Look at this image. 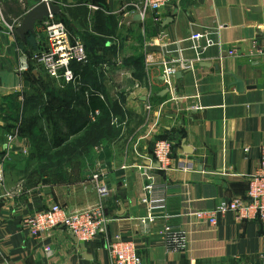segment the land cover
I'll return each instance as SVG.
<instances>
[{
	"label": "crops",
	"instance_id": "1",
	"mask_svg": "<svg viewBox=\"0 0 264 264\" xmlns=\"http://www.w3.org/2000/svg\"><path fill=\"white\" fill-rule=\"evenodd\" d=\"M131 1L56 4L70 10L71 16L65 14L70 28L82 36L95 64L89 74L79 70L75 83L56 85L80 96V104H70L65 120L53 129L64 136L59 144L72 140L67 136L73 126L95 121L89 115L100 111L87 106L91 94L107 103L117 133L88 155L47 165L39 150L46 145L56 151L53 136L31 140L20 127L31 75L54 81L29 61L36 37L33 51L0 24V264H109L101 237L81 245L57 228L38 240L20 226L26 215L51 205L78 211L98 201L109 219L107 238L132 241L142 264H263L264 226L237 221L232 213L210 225L194 214L244 196L247 177L264 171V61L252 56L254 45L264 47V0H178L144 19L125 9ZM38 2L0 0L1 14L9 23L21 22ZM23 60L25 72L20 71ZM163 60L189 65L172 79L175 102H168L159 77ZM192 106L199 109L194 112ZM17 126L19 137L5 156L7 137ZM157 140L173 146L167 172L149 168ZM95 174L97 183L92 182ZM147 176L162 188L166 201L164 212L149 224L141 222L147 207L140 203ZM98 186L106 191L103 197ZM165 226L186 232L184 251L165 250Z\"/></svg>",
	"mask_w": 264,
	"mask_h": 264
},
{
	"label": "built area",
	"instance_id": "2",
	"mask_svg": "<svg viewBox=\"0 0 264 264\" xmlns=\"http://www.w3.org/2000/svg\"><path fill=\"white\" fill-rule=\"evenodd\" d=\"M172 1L178 0H134L129 2L125 9L131 15H138L140 19H144L149 12L158 15ZM155 21H158V19L155 18ZM20 23V21L7 22L1 14L0 3V24L7 32L15 34ZM39 25H41V35L39 34L36 37L37 50L29 56V61L43 69L46 75L59 87L63 88L75 83L78 78V70H75L74 67H85L90 61L82 41L73 36L63 23L57 22L54 15H49ZM199 38V35L192 36V39L195 40ZM229 54L233 55L234 53L230 52ZM252 56L259 57L264 61V47L254 45V55ZM159 66L161 69L159 76L161 83L164 85L165 91L170 94L168 102H175L178 98L174 92L172 79L176 74L189 68V65L175 60H163L159 63ZM27 69L28 65L23 60L20 71L25 72ZM145 109L150 111L151 106L146 105ZM191 109L196 112L199 108L192 106ZM89 116L91 120H94L98 116V111L91 113ZM148 119L152 120L149 117ZM148 119L147 121L149 122ZM155 126L156 120L151 123V128H155ZM18 137L19 126L7 137V142L4 145L5 156L12 151V143ZM172 148L170 141L157 140L153 145L149 168L152 166L153 169L161 172L169 171L172 165ZM154 164H158L159 167L155 168ZM3 165V159H0V186L4 183ZM146 178L148 183L143 189L144 195L140 199V203L147 207V216L141 222L149 224L157 219L158 212H164L166 201L161 195L163 193L162 188L157 186L154 178L152 176H147ZM98 180V175L92 176L93 183H97ZM105 193V189L98 186V196L103 197ZM227 213L234 214L237 221H256L264 226L263 170L247 177V189L244 196L233 197L226 204L219 205L212 210L198 211L194 216L196 219L206 220L210 225H215L217 216ZM162 217L166 218V215L163 214ZM108 222L109 219L105 216L103 204L98 201L94 205L78 211H69L65 207L56 204L51 205L26 215L21 220L20 226L30 237L38 240H41L44 235L57 228H64L81 245L101 237L104 240L109 264H142L136 246L132 241H123L119 238L111 241L107 238L106 227ZM161 240L167 252H182L187 247V235L182 229H173L165 226ZM44 250L48 255L52 253V249L49 246H45Z\"/></svg>",
	"mask_w": 264,
	"mask_h": 264
},
{
	"label": "trees",
	"instance_id": "3",
	"mask_svg": "<svg viewBox=\"0 0 264 264\" xmlns=\"http://www.w3.org/2000/svg\"><path fill=\"white\" fill-rule=\"evenodd\" d=\"M55 4L61 2L65 3L67 0H53ZM60 7V14L58 16H55V20L57 22L63 23L68 30L72 33L73 36L79 38L82 41V36L75 32L72 28H70L69 22L67 23L65 14L71 16V12L69 9L63 8V6ZM68 21V20H67ZM35 36L33 34H30L26 38L27 46L30 47L33 51L36 49L35 44ZM17 40L22 42L18 37ZM24 43V42H23ZM83 43V42H82ZM84 45V43H83ZM85 46V45H84ZM88 57L89 56V50L85 47ZM89 64L85 67H74L75 70H83L85 73H90L89 71H92V66L95 65L93 62V58L89 59ZM32 78V92L28 95V97L24 100L23 105V115L26 116L25 120L21 122L20 127V134L22 136L27 138V135L30 130H32L29 126H27V118L28 116H31L30 119H28V122L31 124L33 122H41V121H54V127L52 129L58 128V123L65 120V113L68 111L69 105L74 104L79 105L80 104V96L78 95L79 92L72 91L71 88H69L67 91H60L57 88L53 87V91L49 92V88L46 86V94L47 98H51L53 100L54 106H50L47 100H45L42 96H39L38 92L42 90L41 86L43 84L42 77H35V75H31ZM50 80V79H48ZM51 81V80H50ZM38 91V92H37ZM56 102V103H55ZM48 103V104H47ZM87 106L92 111L99 110L100 113L98 116H96L95 121L93 123H83L81 126H77L75 128H70L69 135L67 136L72 137V140L67 142V145H63V147L60 145L62 144V138L64 136L60 135L58 131H54L53 133V139L57 142V149L54 151V153L51 156H42L44 158L45 164H51V162H59V160H63L66 157H70L71 159L76 158L77 156H83L88 155L91 151V149L99 143L102 139L106 137H110L111 134L116 132L114 127L110 125V118H109V108L107 103L100 100L98 96L90 95L88 98V104ZM70 110V108H69ZM72 111V110H71ZM33 125V124H32ZM34 130V129H33ZM35 131V130H34ZM117 133V132H116ZM66 137V138H67ZM60 143V144H59ZM56 153V154H55ZM55 154V155H54ZM45 166V165H44Z\"/></svg>",
	"mask_w": 264,
	"mask_h": 264
},
{
	"label": "water",
	"instance_id": "4",
	"mask_svg": "<svg viewBox=\"0 0 264 264\" xmlns=\"http://www.w3.org/2000/svg\"><path fill=\"white\" fill-rule=\"evenodd\" d=\"M23 1L27 4L29 0ZM60 12V7L58 5L47 1H41L25 13L19 27L16 29L18 38L22 42L26 43L27 36L30 34H34L37 24L41 23L49 15L58 16ZM136 17L139 18L138 15ZM169 21H171L170 18L162 24V27H164ZM153 166L155 168L159 167L158 164H154Z\"/></svg>",
	"mask_w": 264,
	"mask_h": 264
},
{
	"label": "rangeland",
	"instance_id": "5",
	"mask_svg": "<svg viewBox=\"0 0 264 264\" xmlns=\"http://www.w3.org/2000/svg\"><path fill=\"white\" fill-rule=\"evenodd\" d=\"M30 1H33V0H30ZM36 1H41V0H36ZM47 2H50V0H48ZM53 3V2H52ZM66 22L68 23V21L66 20ZM41 25L37 24L36 26V31H35V37H37L39 34L41 35ZM42 90H40V92H38L39 96H42L45 100H47V102L49 103L50 106H54V103H53V100L50 98H47V94H46V86L49 88V92L53 91V87L57 88L56 84H54L52 81L48 80V78L44 75L42 76ZM47 84L45 87L44 85ZM47 103V104H48ZM56 103V102H55ZM24 105V102L23 104ZM25 117L23 114H22V121L25 120ZM31 116H28V118L26 119L27 122V126H29L32 130L29 131L28 135H27V138L28 139H33V138H38V139H48V138H51L53 136V127H54V121L53 120H49V121H41V122H33L32 124L30 122H28V119H30ZM52 126V128H51ZM35 131H34V130ZM39 152L44 155V156H51L54 152H52L51 150H48V148L46 147V145L44 146H40V150ZM56 154V153H55ZM54 154V155H55ZM152 154V152H151ZM47 165V164H45Z\"/></svg>",
	"mask_w": 264,
	"mask_h": 264
}]
</instances>
